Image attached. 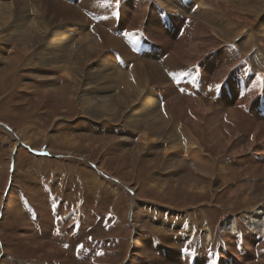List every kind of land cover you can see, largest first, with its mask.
Listing matches in <instances>:
<instances>
[{
	"label": "rangeland",
	"instance_id": "1",
	"mask_svg": "<svg viewBox=\"0 0 264 264\" xmlns=\"http://www.w3.org/2000/svg\"><path fill=\"white\" fill-rule=\"evenodd\" d=\"M2 1L11 5L9 25L18 21L13 35L32 29L10 42L13 36L0 28V78L6 74L0 80V264H190L189 257L173 258L181 244L204 260L222 244L221 260L211 264L264 263L258 25L207 18L197 0H23L24 7ZM255 1L262 11L250 13L264 28V0ZM66 30L78 52L50 34ZM7 46L21 57L12 70ZM54 53L64 68L46 63ZM82 94L87 102L105 98L104 111L86 116ZM136 104L144 113L137 114ZM150 110L158 126L164 124L162 139L177 142L180 154L164 160L165 141L134 150L143 129L133 125ZM25 128L31 146L18 143ZM185 135L213 165L210 178L181 159ZM136 201L137 216L130 218ZM141 223L145 229L134 235ZM76 236L87 240L83 248L77 238L72 242ZM135 236L150 248L131 257Z\"/></svg>",
	"mask_w": 264,
	"mask_h": 264
},
{
	"label": "bare ground",
	"instance_id": "2",
	"mask_svg": "<svg viewBox=\"0 0 264 264\" xmlns=\"http://www.w3.org/2000/svg\"><path fill=\"white\" fill-rule=\"evenodd\" d=\"M21 2V6L20 7H24L26 6L24 1L23 0H19ZM256 1L253 0V2H251V0H244L242 1L241 3L239 4H233V2L231 0H217V1H213V0H197V3L199 4V7H201L198 11H200L201 13L205 12L207 10V13H209L208 15H205L207 16V18L210 17L211 14H218V15H222L224 17H227L228 21H232V22H235L236 24H240V25H243V27H250V26H255L258 25V28H259V32L257 34H260V35H256L255 33V37H254V40H257L258 43H261L260 44V47H262L264 49V28H262L260 26V22H255L254 18L252 17L251 15V11L255 10V9H258L259 11H262V8L261 7H257L255 4ZM11 8V5H9L8 3H4L2 0H0V28L2 27V29L4 28V30L7 31L6 35L7 36H10L12 35L13 38H10V42L11 41H18L19 39L21 38H26V35L31 31L32 27L31 26H28L26 29H24L22 31V33L18 34V33H15L13 35V30L12 28H17V24H18V21L14 20V25H9L10 24V16L7 17L5 12H7L8 10H10ZM199 15V14H198ZM217 16V15H216ZM214 17V16H213ZM211 17V18H213ZM209 21V20H208ZM202 21H199L198 22V29H201L204 27L203 26V23H201ZM204 22V20H203ZM211 22V21H210ZM209 23V22H208ZM257 23V24H255ZM210 24V23H209ZM207 24V25H209ZM2 25V26H1ZM27 25V24H26ZM15 26V27H14ZM33 26V25H32ZM208 29L212 32L214 29L211 28V27H208ZM205 30V28L203 29ZM67 30L65 31L66 34H61L60 32H57V31H51V35L52 36H63L64 37V43H65V47H67L68 49H70L69 51H72V52H78V50L74 49L75 46L74 43H75V40L73 38H71L69 35L70 34H67ZM12 33V34H10ZM263 34V35H262ZM259 37V38H258ZM14 39V40H13ZM39 38H37L36 40H38ZM35 40V41H36ZM8 41V39H7ZM251 42V40H249ZM72 42V44H71ZM50 44H52V48H55V44L57 43L56 41H54L53 43L50 41L49 42ZM8 45V44H7ZM12 45V43H11ZM14 45V44H13ZM18 47V46H17ZM259 47V48H260ZM1 48V46H0ZM208 49V48H207ZM7 50L8 51H11L13 52V56H11V63L9 65H11L9 67V70H12L13 68H16L15 66H19V63L21 61V57L18 54L17 52V48H15V46H7ZM26 50V49H25ZM24 50V52H25ZM194 50V49H193ZM1 51V50H0ZM51 52H55V50H51ZM208 52V51H207ZM64 52H62V56H64L63 54ZM57 55L58 54H53V55H50L48 56V59L47 60V64L50 65L52 68H64L63 66H59L57 64ZM64 57H67V56H64ZM26 59V58H25ZM24 60V59H23ZM24 63V62H23ZM46 63H44L45 65H47ZM57 64V65H53V64ZM75 63V62H74ZM22 64V63H21ZM42 65H44L43 63H41ZM47 65V66H48ZM3 73V72H2ZM1 74V73H0ZM5 73L2 74L0 80L4 79L5 78ZM60 76V80H62L63 82H67V79H66V76L64 74L62 75H59ZM66 87V86H65ZM61 90V89H60ZM63 93V92H62ZM40 94V93H39ZM42 94V93H41ZM46 95V93H44ZM43 94V95H44ZM64 100V99H63ZM85 100V102H84ZM106 99L105 98H95L94 100H91V102H87V98H85V94H82L81 95V99H80V104H82V106H87L88 107V110L85 111V115L88 116V117H92V116H95L96 113L94 111H99L100 113H98L99 115L101 114V111H104L103 107H105V104L104 103L103 105L101 101H105ZM150 103H154V99H152L150 101ZM143 104V103H142ZM141 104V105H142ZM154 105H156V103H154ZM140 104H136L135 107H139ZM142 108V109H141ZM85 109V108H84ZM87 109V108H86ZM145 107L143 105L140 106L138 108V111L139 113L137 114H142L144 113ZM89 112V113H88ZM92 112V113H91ZM155 115V114H154ZM114 116V115H113ZM112 116V117H113ZM97 117V116H96ZM108 119V118H107ZM110 120V119H109ZM158 121L153 117V111L150 110L148 113H147V117L146 119L143 118V119H140V120H137L135 125H133V128H142L143 131L140 132V135H139V138L137 139V142H135L136 144H134V150L138 151V150H144L148 147L149 144H156V143H160V142H166L167 144V149L162 153V158L164 160H167L169 156H171L172 154L174 153H178L180 154V149L176 148V143H173L172 142V139H162V136L160 135V131L161 130V133L165 131V127L163 125H159L158 126ZM141 125V126H140ZM211 125V124H210ZM5 129H7L6 127H3ZM214 128V127H213ZM4 129V130H5ZM210 129V128H209ZM8 130V129H7ZM136 130V129H135ZM9 133L10 130H8ZM201 132V131H200ZM218 133V132H217ZM261 133H264V128L261 130ZM19 140H18V143L20 142V144L22 143L23 145H28V146H31V142L29 140V138L27 137L28 136V133H27V130L25 128V130H22V131H19ZM9 137V136H8ZM15 137V135L13 136ZM185 140L183 142V147L181 149V159H183V161L186 163H191L193 165V169L195 170H198V171H201L203 172L208 178H210L212 172H213V165L211 164V162L205 157L203 156L202 154V151H201V148L198 144V142H196L195 139H193L192 137H190V135H185ZM255 137V136H254ZM18 138V137H17ZM48 139V138H47ZM51 139V138H49ZM182 140V139H181ZM16 142V141H14ZM172 142V143H171ZM63 143H67V140H65ZM72 146L75 145H78L77 144V141L76 140H73L72 142ZM131 143V142H130ZM15 145H13L14 147ZM12 147V149H13ZM71 147V146H70ZM119 152V151H118ZM134 152V151H133ZM131 156H135V154L133 155L131 153ZM136 157V156H135ZM185 157V158H184ZM87 158V157H86ZM119 156H116L115 159L116 160H119ZM88 162H90L89 158H87ZM109 160H111V158H108L106 159L105 161L108 162ZM104 162V161H103ZM102 162V163H103ZM94 162L90 163L93 165ZM95 165V164H94ZM104 165V164H103ZM97 170L98 172H100L101 174H104L105 172L103 171L102 169V166L97 167ZM106 175H108L107 177H109L110 179L112 180H115L111 175H109L108 173H106ZM118 182H121L120 179L117 178ZM123 183V182H121ZM193 184V183H192ZM229 198L232 197L231 194H226ZM138 205H139V202L136 201V202H133V204L131 206H129V211H131V217L130 218H136L135 216H137V209H138ZM41 206V205H40ZM42 207V206H41ZM153 209V207H152ZM159 209V208H158ZM43 210V209H42ZM114 210V209H113ZM44 211V210H43ZM263 212H264V209H263ZM261 215H264V213H261ZM257 216V218L259 217V214L255 215ZM233 219V218H232ZM133 220V219H132ZM260 220V224L258 226V235L263 237L264 238V217L259 219ZM237 223V220L235 221H232L231 222V225H232V228L235 227ZM135 226V225H134ZM146 225H144V223H141L140 226L137 225V228L135 227V232H134V235L136 234V231L139 230V228L142 230V229H145ZM204 232V241L208 242L209 243L211 242V237H210V232L207 230V229H204L203 230ZM154 233H158V230L155 229V231H153ZM155 233V234H156ZM134 237V236H133ZM41 243V242H40ZM131 245H132V254H131V257L134 256V255H138L140 253V251L144 250V248H150L149 247V244L147 243V241H144L143 239L140 240L138 237L136 238H133V240L131 241ZM228 248V247H227ZM150 250V249H149ZM50 251L51 253H56L57 252V249L55 250L54 248L50 247ZM233 251L231 250V253ZM185 257V256H184ZM174 259L178 258L180 259V257L177 255L176 257H173ZM186 258V257H185ZM188 258V257H187ZM181 259V261H187L188 259ZM238 259V258H237ZM191 263V262H189ZM236 263V262H234ZM258 263V262H257ZM188 264V263H187ZM233 264V263H232ZM260 264H264L263 262H261Z\"/></svg>",
	"mask_w": 264,
	"mask_h": 264
},
{
	"label": "crops",
	"instance_id": "3",
	"mask_svg": "<svg viewBox=\"0 0 264 264\" xmlns=\"http://www.w3.org/2000/svg\"><path fill=\"white\" fill-rule=\"evenodd\" d=\"M56 216V215H55ZM177 225H178V228H186V224H184V225H182L180 222L179 223H177ZM74 238H77L78 240H80V242H75L74 241ZM72 239H73V241L72 242H75V245H78V246H80V245H85V243H86V239H85V237H83V236H81V237H78V236H76V237H72ZM88 244H91V243H89V242H87ZM176 244H181L180 242H178V241H176L175 242ZM182 245V244H181ZM181 245H178L179 247L181 246ZM222 244H216L213 248H211V258H212V260H213V263H214V261L216 260V259H219V258H217V252L219 251V249H221L222 247ZM179 247H177V249H179V250H177L178 252L180 251V254H179V257H180V259H186L187 257H189V258H191V263L190 264H208V263H210L211 264V258L209 259V258H206V259H208V260H204V259H201V258H198V259H196V257H198L197 255H194V254H192V253H190L189 254V252H186V248H179ZM175 251V254H176V256H177V254H178V252L176 251V250H174ZM188 251V250H187ZM240 254V253H239ZM191 255V256H190ZM186 258H185V257ZM219 260H221V259H219ZM222 262H223V260H222ZM227 264V263H226Z\"/></svg>",
	"mask_w": 264,
	"mask_h": 264
},
{
	"label": "snow or ice",
	"instance_id": "4",
	"mask_svg": "<svg viewBox=\"0 0 264 264\" xmlns=\"http://www.w3.org/2000/svg\"><path fill=\"white\" fill-rule=\"evenodd\" d=\"M125 35H131L129 33H125ZM257 79H259V77H257ZM220 85H217V88H219ZM182 90V89H181ZM89 239H91V237H89ZM65 247H67V245H65ZM81 248H83V245H80ZM97 255H101L102 253H96Z\"/></svg>",
	"mask_w": 264,
	"mask_h": 264
}]
</instances>
